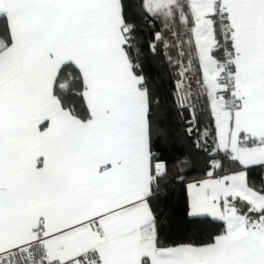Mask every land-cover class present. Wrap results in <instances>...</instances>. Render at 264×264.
I'll use <instances>...</instances> for the list:
<instances>
[{
	"label": "snow or ice",
	"instance_id": "snow-or-ice-1",
	"mask_svg": "<svg viewBox=\"0 0 264 264\" xmlns=\"http://www.w3.org/2000/svg\"><path fill=\"white\" fill-rule=\"evenodd\" d=\"M0 264H264V0H0Z\"/></svg>",
	"mask_w": 264,
	"mask_h": 264
},
{
	"label": "trees",
	"instance_id": "trees-1",
	"mask_svg": "<svg viewBox=\"0 0 264 264\" xmlns=\"http://www.w3.org/2000/svg\"><path fill=\"white\" fill-rule=\"evenodd\" d=\"M147 68L150 72L153 73V75H156V70L153 68L151 62L147 64ZM156 87L161 101V108L164 110L171 111L170 97L168 95L170 84L167 82H163L161 80H157ZM172 149L175 151H179L181 149V145L179 143H176L172 145ZM182 195H183L182 189L177 185L175 187V191L170 194V199H169L170 206L172 207L175 213L174 219L176 221L177 228L181 227L179 221H180V212L182 208Z\"/></svg>",
	"mask_w": 264,
	"mask_h": 264
}]
</instances>
